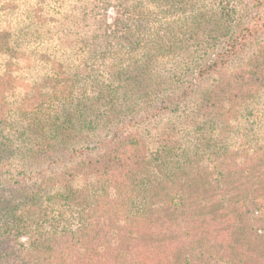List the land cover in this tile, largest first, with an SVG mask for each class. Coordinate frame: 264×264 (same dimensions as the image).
<instances>
[{"label": "trees", "instance_id": "16d2710c", "mask_svg": "<svg viewBox=\"0 0 264 264\" xmlns=\"http://www.w3.org/2000/svg\"><path fill=\"white\" fill-rule=\"evenodd\" d=\"M248 2L237 16L235 8H220V22L231 18L234 29L217 53L219 65L236 55L248 32L264 39L263 0ZM23 3L0 0V264H264V185L213 184L200 174L199 152L190 155L170 140L167 127L157 133V150L143 149L149 131L133 130L135 121L121 110L136 78L125 68L103 77L94 94L76 95L59 62L77 40L41 31L21 50L10 18ZM138 5L127 7L132 19L140 17ZM122 28L110 34L132 44L136 28ZM95 52L87 49V60ZM37 63L55 73L42 82L48 91L29 81ZM139 91L155 100L163 90ZM207 92L191 102L218 105L230 93L216 86ZM176 148V165L161 175L148 172L158 152L169 156ZM162 160L167 167L170 159ZM166 175L172 181L161 179ZM65 216H75V228Z\"/></svg>", "mask_w": 264, "mask_h": 264}, {"label": "rangeland", "instance_id": "374dc122", "mask_svg": "<svg viewBox=\"0 0 264 264\" xmlns=\"http://www.w3.org/2000/svg\"><path fill=\"white\" fill-rule=\"evenodd\" d=\"M138 2L140 17L132 19L127 7ZM23 5L12 10V18L6 16L12 21L14 39L22 45L21 50L41 31L47 38L62 34L69 41L77 40L72 52L67 51L59 62L63 76L75 83L76 95L83 90L94 94L103 77L106 80L125 68L126 76L136 78L139 87L127 93L121 110L135 121L133 130L140 126L149 131L143 149L157 150V133L167 127L168 138L174 136L170 140L180 141L190 155L199 152L200 174L206 173L213 184L235 190L264 185V39L248 32L226 64L215 60L234 29L231 18L225 24L220 22L221 6L235 8L237 16L244 13L245 6L250 9L248 0H223L221 5L220 0H24ZM259 9L264 14V0ZM34 12L42 19L35 20ZM123 26L130 31L136 28L130 36L135 39L132 44L110 34ZM187 27L191 31L187 32ZM103 39V46L96 47ZM109 40L112 45L105 50ZM75 48L78 51L73 53ZM120 48L122 57H115ZM87 49H96L93 60H87ZM213 60L215 65H211ZM120 61L124 67L117 69ZM37 64L29 81L41 83L43 91H48L50 86L42 82L55 73L49 71L50 66ZM215 86L222 92L230 91L218 105H206L203 98L191 102L199 95H208ZM152 87L163 90L157 99L138 96L139 90ZM161 106L159 111L153 110ZM180 151L176 148L169 156L155 152L158 157L148 172L161 175L168 171L179 162ZM164 157L170 159L167 167ZM161 179L172 181L168 175ZM74 217L65 216L72 229L77 224Z\"/></svg>", "mask_w": 264, "mask_h": 264}]
</instances>
